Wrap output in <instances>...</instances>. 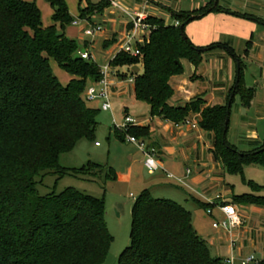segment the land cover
I'll return each instance as SVG.
<instances>
[{"label": "trees", "instance_id": "obj_1", "mask_svg": "<svg viewBox=\"0 0 264 264\" xmlns=\"http://www.w3.org/2000/svg\"><path fill=\"white\" fill-rule=\"evenodd\" d=\"M45 1L53 11V23L48 27H43L35 2L0 0V264H103L113 241L105 222L104 201L72 188L45 196L36 190L46 174L93 176L102 169L89 161L79 169L58 163L59 156L79 139L94 138L99 110L86 105L84 93L100 74L96 63L77 55V43L64 34V28L73 22L65 0ZM106 7L107 0L90 4L80 11V17ZM220 10L217 0H210L192 12H170L178 26L149 16L153 29L140 47L141 57L119 53L111 65L142 66V73L132 77L133 96L148 106L151 117L179 124L190 114H199L198 127L212 135L213 161L226 174L235 175L251 165L264 168V143L239 151L227 141L235 95L248 108L254 89L239 88L242 63L231 49L220 44L195 47L184 31L188 23ZM226 12L264 26V20L251 15ZM111 44L105 43L106 47ZM217 48L226 49L235 63L234 85L238 68L230 105L231 92L225 105L206 106L202 97L183 106L169 105L173 95L169 80L181 74L182 61L196 67L205 52ZM249 48L247 42L245 53ZM50 59L70 74L66 86L53 75ZM128 132L135 138L148 136L146 128L129 127ZM119 139L124 141L120 135ZM248 185L251 193L232 196V201L264 208V194L258 195L264 193V185ZM117 264L225 263L211 256L195 233L189 211L174 201L154 199L144 190L131 208L130 243Z\"/></svg>", "mask_w": 264, "mask_h": 264}, {"label": "crops", "instance_id": "obj_2", "mask_svg": "<svg viewBox=\"0 0 264 264\" xmlns=\"http://www.w3.org/2000/svg\"><path fill=\"white\" fill-rule=\"evenodd\" d=\"M24 1L29 2L28 0ZM101 1L65 0L69 14L73 16V21L79 22L77 25L71 24L72 27L83 31L86 23L82 21L80 11L86 9L90 4L96 6ZM116 1L130 13L144 12L148 17L163 19L165 24L174 26L176 21L172 19L170 12H192L210 2V0ZM217 6L221 8L220 11L210 12L188 23L184 31L195 47L206 48L210 45L220 44L231 49L240 59L243 71L248 70L249 64H253L254 72H252L253 75H250L251 85L247 87L243 82L244 88L254 89L250 106L243 107L240 96L235 95L238 99L234 97L231 105V108L233 106L234 108L230 109L227 130V141L231 145L236 148L238 145L242 146L239 151H250L264 143V130L263 134L257 131L259 124L264 126V53L257 49L259 45L254 38V30H256L254 25L249 20L226 11L251 15L257 10L264 11V0H217ZM84 18H87L91 24L101 27V31L96 33L91 41H84L83 45L88 42L93 43L90 44L91 47H93L94 38L97 36L104 43L112 42L106 50L109 48L115 50L114 46L118 40L130 28L128 18L122 12L109 7L104 8L101 12H93ZM82 35L81 33L80 37L83 38ZM247 42H250V48L245 53ZM190 66L192 72L186 77L181 78L178 75L170 78L169 85L173 90V95L168 101L169 105L183 106L195 97H202L206 106L225 105L235 72V63L228 51L223 48L207 51L203 54L202 61L198 66L193 67L191 64ZM136 69L137 74L142 73L140 64L136 65ZM113 85L111 93L116 90L114 95L121 97L126 92L125 85L120 86V83L118 85L113 83ZM131 90L133 95V85ZM110 96L112 97V95ZM122 112L123 116L132 117L127 107L124 106ZM138 126L147 129L148 136L143 139L145 145L148 149H154L155 158L163 170L174 176V178L168 179L174 180L180 187L192 192L196 198L193 196L191 198L203 212L207 206L212 209V217L206 215L211 220V224L212 219H221L222 215L217 206L222 203L233 204V193L231 186L226 183L224 177L226 173L222 165L212 159L211 145L209 148V142L206 141V137L211 134L200 128L197 130L198 127L195 129L189 126L176 127L171 122L151 116L148 119H143ZM163 170L160 171L164 172ZM187 170H189V174L186 173ZM216 196L219 198L217 199ZM208 201L213 204L208 205ZM233 205L240 214L242 226L234 230L231 237L225 232L216 231L213 228H211V232H205L197 228L191 220L193 230L204 240L213 257L226 259L232 255L236 259L235 263L239 264L237 261L239 252L249 247L255 250V254H261V259L264 260V249L261 248L263 244L262 231L251 227L254 216L264 219V209L254 205ZM230 240H234V247L230 245ZM236 240H241V247L237 254H235Z\"/></svg>", "mask_w": 264, "mask_h": 264}, {"label": "rangeland", "instance_id": "obj_3", "mask_svg": "<svg viewBox=\"0 0 264 264\" xmlns=\"http://www.w3.org/2000/svg\"><path fill=\"white\" fill-rule=\"evenodd\" d=\"M28 1L35 2L38 7L41 14L42 25L44 27L52 25V9L49 4L45 0ZM70 16L73 19L71 14ZM251 16L264 20V11L257 10V12L251 14ZM249 22L256 28V30H254V38L258 41L257 43L259 47L257 49H259L261 53H264V26H261L255 21ZM81 33L83 34L82 30L72 27L71 24L64 28L65 36L77 43L78 52L84 50L90 52L99 68V66L108 61L114 50L111 48L106 50L107 47L105 43L97 36L94 38L95 42L93 47H91L93 44L91 42L83 45L84 41H91V39L84 35H82L83 38L80 37ZM114 47L117 48V45ZM49 65L58 82L62 86H66L70 80V74L61 68L53 59L49 60ZM112 68L113 73L111 79L113 80V83H117V85L120 83V86L125 85L126 92L119 97L114 95L116 94V90L112 91V97L110 96L112 112H104L100 110L99 100L86 101L88 107L99 110L94 138L79 139L69 152L61 154L58 159L59 165L63 168L79 169L89 161L101 166L102 169L93 176L67 175L57 178L56 175L46 174L41 179V182L36 185L37 193L40 196H45L51 192L58 194L66 188H72L82 194L104 201L105 222L113 241L103 264H117L120 254L129 245L131 208L134 201L144 190H148L151 197L154 199H167L180 204L190 212L191 220L197 228L202 229L205 232L212 231L211 220L206 214H204L202 209H199L196 206V203L191 198V196L194 198H196V196L192 192L180 187L174 180L168 179L166 174L162 171L149 174L143 166L144 158L137 148L134 145L119 139V135L124 138V132L114 130V119L118 124L123 122L122 111L124 106L129 109L130 115L137 123H140L143 119H148L150 116L148 106L145 103L134 99L131 90L132 85L131 82L128 81L130 78L137 75L136 64L112 66ZM191 72L192 68L190 63L183 60L180 77L184 78ZM252 72H254L253 64H249L248 70L243 71V82L247 87L251 85L252 79L250 75H253ZM233 85L234 74L228 94H230ZM239 86V88H241L243 84L241 85L240 83ZM232 108H234V106ZM199 119V114H190L186 120L198 122ZM129 127L141 128L143 126ZM129 127H127L126 132L128 135L134 137V135H131L128 132ZM197 130H199V127ZM263 130L264 126L259 124L257 126V131L262 133ZM146 137L147 136H140L137 137V139L143 140ZM211 137L212 135L206 137V141L209 142V148L210 145H212ZM94 143H98L99 146L96 147ZM240 147L242 146L238 145L237 149L239 150ZM110 170H112V173H110ZM224 177L226 183L232 188L233 196L248 194L251 193V189L248 185L249 182L258 186L264 185V168L251 165L244 167L242 174H225ZM259 194L264 193L261 192L258 193V195ZM232 203L237 204L233 201ZM251 227L262 231L261 235L263 244L261 245V248L264 249V219L254 216L252 218ZM235 246V254H237L239 247H241V240H236ZM248 255L254 256V264H257L262 260V256H260L261 254H255V250L249 247L240 251L239 256L237 257L242 258Z\"/></svg>", "mask_w": 264, "mask_h": 264}, {"label": "built area", "instance_id": "obj_4", "mask_svg": "<svg viewBox=\"0 0 264 264\" xmlns=\"http://www.w3.org/2000/svg\"><path fill=\"white\" fill-rule=\"evenodd\" d=\"M108 7L118 10L122 12L129 20L130 28L122 35V37L116 43L117 48L113 51V54L109 57L108 61L99 66V74L100 78L98 81L90 84L84 94L85 101H100V110L104 112H112V106L110 102V88L113 85V80L111 79L113 68L110 65L111 61L114 57L123 53L130 57H141L140 47L147 42L148 37L153 29V26L148 22V16L144 12H133L130 13L124 8H122L116 0H107ZM82 21L86 23V26L83 30V35L87 38L92 39L96 33L101 31V27L98 25H93L89 22L87 18H83ZM79 22L73 21L72 25H77ZM179 23L176 21L175 26H178ZM77 55L87 61H94V57L92 54L86 50L78 52ZM129 82H133V78L128 80ZM139 123L136 122L130 116H123V122L118 124L114 119V130H119L124 132V141L134 145L144 156L143 166L148 171L149 174H153L157 171L163 170L158 161L155 158L154 149H148L143 140H139L133 136H130L126 133L127 127L129 126H138ZM176 127L180 126H189L194 129L198 127V123L195 121L184 120L180 124H174ZM95 146H98V143H95ZM164 171V170H163ZM166 173L167 178H174L173 175ZM189 174V170L186 172ZM180 181L179 179H177ZM218 199L219 196H216ZM208 205H212L213 203L208 201ZM219 212L222 215L221 219H212L211 227L216 231H222L226 234H233L234 230H237L242 226V220L237 208L230 203H222L217 206ZM205 214L208 217H212V209L210 207H206L204 209ZM230 245L234 247V240H230ZM239 264H254L255 258L253 255H248L238 260ZM236 259L234 256H230L224 259L225 264H234Z\"/></svg>", "mask_w": 264, "mask_h": 264}, {"label": "water", "instance_id": "obj_5", "mask_svg": "<svg viewBox=\"0 0 264 264\" xmlns=\"http://www.w3.org/2000/svg\"><path fill=\"white\" fill-rule=\"evenodd\" d=\"M202 51H204V50H202ZM237 83H238V68H237V79H236V82H235L234 88L237 87ZM232 97H233V92H231V94H230V98H229V101H228V103H227V106L230 105V99H231ZM227 114H228V112H227ZM227 122H228V118L226 117V119H225V126L227 125Z\"/></svg>", "mask_w": 264, "mask_h": 264}]
</instances>
